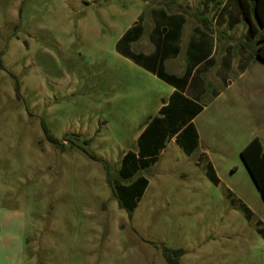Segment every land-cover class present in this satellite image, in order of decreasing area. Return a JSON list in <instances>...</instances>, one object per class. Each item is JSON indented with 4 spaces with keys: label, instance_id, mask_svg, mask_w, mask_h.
Instances as JSON below:
<instances>
[{
    "label": "rangeland",
    "instance_id": "rangeland-1",
    "mask_svg": "<svg viewBox=\"0 0 264 264\" xmlns=\"http://www.w3.org/2000/svg\"><path fill=\"white\" fill-rule=\"evenodd\" d=\"M155 1L0 0V264H167L162 246L184 249L180 264H264V200L240 156L256 136L264 144L252 68L234 109L198 122L218 185L199 149L168 139L133 218L112 195L108 177L170 92L118 51ZM42 122L59 140L79 135L109 171L55 148Z\"/></svg>",
    "mask_w": 264,
    "mask_h": 264
},
{
    "label": "crops",
    "instance_id": "crops-1",
    "mask_svg": "<svg viewBox=\"0 0 264 264\" xmlns=\"http://www.w3.org/2000/svg\"><path fill=\"white\" fill-rule=\"evenodd\" d=\"M150 5L152 9L143 12L122 35L119 54L170 87L156 117L163 115L161 110L174 95L201 107L191 121L198 135L197 148L189 155L177 143V136L170 141L188 156L199 149V162L206 159L207 169L211 166L215 172L210 146L202 141L198 122L204 115H221L225 105L234 107L239 100L235 87L248 76L250 68L264 84V64L255 57L256 39L248 37L249 25L239 0H156ZM144 129L137 138V149L129 150L123 158L130 152L138 154ZM142 173L138 176L146 177Z\"/></svg>",
    "mask_w": 264,
    "mask_h": 264
},
{
    "label": "trees",
    "instance_id": "trees-1",
    "mask_svg": "<svg viewBox=\"0 0 264 264\" xmlns=\"http://www.w3.org/2000/svg\"><path fill=\"white\" fill-rule=\"evenodd\" d=\"M239 2L249 25L248 37L256 39L255 57L264 64V0H239ZM0 68L5 70L1 58ZM11 76L15 77L12 74ZM161 78L165 81H171L168 76ZM16 92L17 96L20 97V87L17 82ZM200 112L201 107L174 95L169 105L161 110L163 115L150 119L143 125L145 129L139 138V152L138 154L130 152L123 158L119 170V179L113 181L108 177V184L113 197L118 202L119 207L127 212L129 218H133L134 210L149 184L146 177L138 175L158 161L167 140L177 136V143L189 155L197 148L198 135L191 121ZM42 129L46 140L55 148L65 152L67 146L71 144L72 147L79 148L91 160L102 162L107 172L109 171L107 163L97 159L92 153L77 145L80 141L79 135H72L59 140L50 133L47 124L44 122H42ZM88 145L89 141L83 142V146L87 147ZM240 156L264 200V148L260 139L258 137L253 138L243 148ZM207 176L215 185L219 184V178L211 166L208 167ZM121 181L127 183L121 184ZM259 233L264 238V228L259 229ZM161 250L167 264H180L181 258L186 254L184 249H171L166 246H162Z\"/></svg>",
    "mask_w": 264,
    "mask_h": 264
}]
</instances>
